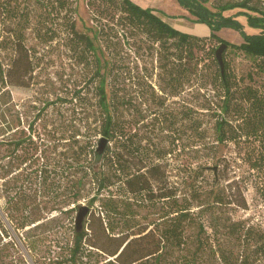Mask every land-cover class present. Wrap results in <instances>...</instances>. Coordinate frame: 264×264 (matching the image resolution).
<instances>
[{"label": "trees", "instance_id": "16d2710c", "mask_svg": "<svg viewBox=\"0 0 264 264\" xmlns=\"http://www.w3.org/2000/svg\"><path fill=\"white\" fill-rule=\"evenodd\" d=\"M96 1L87 0V4L93 6ZM107 1L120 13L109 25L99 24L92 36L76 28L70 0H52L50 5H45L34 28L41 43H50L56 31L52 23L48 25L49 16L65 10V35L87 70L82 93L83 87L91 86L95 96L93 103L86 104L82 118V135L89 141L83 144L77 137L79 133L71 134V153L63 161L48 158L51 129L33 130V123H28L26 131L18 125L11 127L9 123L7 126L2 123L4 98L10 97L5 85L2 52L5 57V51L15 42H22L24 31L31 24L32 11L27 7L16 8L11 5L12 0L0 2V22L7 29L0 35V179L5 184L6 173L16 168L19 171L14 172L12 178L20 182L18 191L7 198L6 216L22 231L23 243L33 254L44 232L57 231L52 227L43 230L41 235L32 234L46 225L40 221L46 205L40 206V203L52 202L48 211L60 210L70 216L74 208L80 206L79 199L87 196L88 211L81 229H76L75 218L70 216V235L65 233L59 239L54 238L63 249L60 263L78 264L82 258V264H250L251 254L264 255V233L238 221L224 223L220 209L226 201L220 193L215 192L213 200L202 202L201 194L208 196L213 192L212 187L204 183L190 197H179L172 187H161L160 163H143L141 157L140 164L133 161V152L142 156L146 151L141 138L135 139L139 135L133 131L137 121L124 115L127 104L116 88V74L112 72L116 64L105 55V47L110 46L105 37L107 27L115 28L114 32H118L119 27L125 34H132V30L142 32L149 44H156L159 65L167 73L166 85L172 88L167 92L161 86L159 90L165 95H176L182 85L193 81L200 69L198 52L206 51L205 45L210 40L229 44L251 59V68L238 82L223 57L221 71L216 49H208L211 62L219 66L215 78L211 76L208 83L219 90L221 101L216 105L218 112H214V138L218 144L242 142L244 160L255 178L256 192L264 197V0H214L211 7L206 4L208 0H178L194 21L208 27L209 32L204 36L176 29L150 8H141L131 0ZM233 9L237 10L226 14ZM96 11V15L102 14ZM239 15L245 17L248 27L258 31L247 32L237 18ZM13 21L15 26L10 27ZM222 28L236 31L242 41L238 44L225 41L218 35ZM170 62H174L173 66L167 67ZM194 112L195 109L187 107L182 110V117L200 136L203 120ZM94 130L93 135L101 134L100 137L106 138V142L112 141L114 147L98 153L91 142ZM4 131L10 134L7 140ZM3 145H7L5 148L10 155L7 165L2 163L6 156L1 152ZM87 183L90 187L84 190L83 185ZM237 202L244 205L243 200ZM29 203H35V207ZM62 204H67L64 211ZM217 205L219 213L215 211ZM144 207L150 209L143 216L140 209ZM54 220V217L50 219ZM224 227L238 239L235 240L237 251H229V254L221 246ZM4 236L7 237V233ZM34 261L41 263L36 258Z\"/></svg>", "mask_w": 264, "mask_h": 264}, {"label": "rangeland", "instance_id": "374dc122", "mask_svg": "<svg viewBox=\"0 0 264 264\" xmlns=\"http://www.w3.org/2000/svg\"><path fill=\"white\" fill-rule=\"evenodd\" d=\"M51 1L12 0L11 2L16 8L27 7L32 12L31 24L24 31L22 42H15L5 51V57L2 52L5 62V85L10 91V97H5L2 105V123L4 126L9 123L11 127L18 125L26 131H28V123H33V130L51 129L53 135L50 136L48 158L50 161L52 159L63 161L71 153V134L79 133L77 137L83 144L89 141L82 135L84 130L82 118L83 111L87 108L86 104L93 103L95 96L91 86L83 87L82 93L87 70L76 57V52L72 50L71 42L65 35V10H61L60 13L54 12L53 16H49L48 25L52 23L56 31L50 43L43 44L35 36L34 28L38 26L36 22L40 13L45 5H50ZM98 1L93 6H89L87 0H70L69 3L76 28L89 36L95 33L99 24L109 25L108 23L115 21L120 13L107 0ZM131 1L141 8H150L161 20L181 31L200 36L209 32L205 24L193 20L194 17L178 0ZM213 1L208 0L206 4L211 7ZM110 8L112 11L108 13ZM96 9L102 14L96 15ZM236 10L226 11V14L234 13ZM237 18L243 23L247 32L258 31L247 26L243 15ZM14 23V21L10 22V27L15 26ZM5 29L6 27L0 22V35ZM107 29L108 35L105 38L110 46L105 47V55L111 57L116 64L112 72L116 74V88L120 96L124 95L127 104L124 115L137 121L133 131L139 135L135 139L141 138L140 141L146 151L142 156L133 152L131 154L133 161L140 164L141 157L143 163L149 161L160 163V170L158 169L160 175H158L162 176L161 187H172L179 197H190L196 189H199L198 186L207 183L209 188L212 187L213 192L208 196L201 194L200 199L202 202L213 200L214 193H220L226 202L221 209L217 205L215 211L219 213V209L221 210L224 223L238 221L246 226H252L255 231L264 233V197L256 192L255 178L250 174L244 160L242 142L227 141L218 144L214 138L213 123L215 113L218 112L216 105L221 101L218 99L219 90L208 82L211 81V76L215 78V70L218 71L219 66L211 62L207 51L218 48L221 41L210 40L205 45L207 50L198 52L200 69L193 81L182 85L181 92L176 95H165L159 88L162 86L167 92L172 88L166 85L167 73L159 65L157 45L149 44L142 32L132 30V34L129 32L125 34L119 27L118 32H114L115 28L107 27ZM218 35L229 43L238 44L242 41L240 35L229 28L220 29ZM222 57L224 62H227L229 71L238 82H241L242 76L251 68V59L229 44L223 48ZM173 64L174 62H170L166 66L170 67ZM84 92L85 96L82 98ZM187 107L195 109L194 115L203 120L200 136L190 128L189 121L182 117V110ZM89 108L93 109L92 106ZM94 132L95 130L91 137L93 148L97 147L101 136L98 133L93 135ZM9 136L10 134L5 132L6 140ZM5 146L1 148V152L6 153L2 163L7 165L10 155ZM113 147L114 143L108 141L103 150L108 151ZM83 158L82 155V160ZM89 158H91L90 154ZM18 171L16 168L9 170L5 175V184L0 179V239H2L0 264H23L21 259L27 264H38L34 258L41 262L39 264H67V262H59L63 257L61 253L63 249L54 238L59 239L61 235L70 233V216L75 218L77 209L74 208L69 216L60 210L48 211L52 202L40 203V206L46 205L42 212L43 218L40 220L46 225L34 230L32 234L37 236L39 232L41 235L43 230H50L52 227L57 231L44 232L43 238L36 242L37 249L30 254V250H27L23 243L22 231L16 229L6 216L9 210L6 208L7 198L18 191L20 186V182H14L12 178L14 172L18 173ZM83 187L86 190L90 186L87 183ZM85 193L82 191V195ZM242 200L244 205H238L237 201ZM44 201H47V197H44ZM38 202L37 199L36 204ZM78 203L88 205L87 196H82ZM29 204L35 207V203ZM65 205L62 211L66 208ZM148 209L150 208L140 209L141 215H146ZM52 217L55 218L53 222L50 221ZM4 233H7V237ZM221 234L223 239L221 246L226 252L237 251L238 245L235 242L238 240L237 237L230 235L226 227L222 229ZM244 244L247 243L243 242ZM243 245L239 247V251ZM77 263L82 264V258ZM250 264H264V255L251 254Z\"/></svg>", "mask_w": 264, "mask_h": 264}, {"label": "water", "instance_id": "95a60500", "mask_svg": "<svg viewBox=\"0 0 264 264\" xmlns=\"http://www.w3.org/2000/svg\"><path fill=\"white\" fill-rule=\"evenodd\" d=\"M225 46H226V43L223 42L218 46V48H216V51H215V55H216V58H217L219 65H220L221 71H223L222 50ZM105 144H106V138L100 137L98 144H97V147H96V151L98 153H101L104 149ZM87 211H88V208L86 205L82 204L78 207L77 213L75 216V224H76L77 230L81 229L82 221H83V218L86 215Z\"/></svg>", "mask_w": 264, "mask_h": 264}, {"label": "crops", "instance_id": "0c3cea01", "mask_svg": "<svg viewBox=\"0 0 264 264\" xmlns=\"http://www.w3.org/2000/svg\"><path fill=\"white\" fill-rule=\"evenodd\" d=\"M207 35V34H206Z\"/></svg>", "mask_w": 264, "mask_h": 264}]
</instances>
